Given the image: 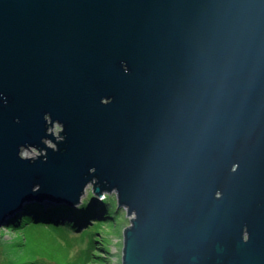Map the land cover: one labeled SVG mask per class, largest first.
<instances>
[{
  "label": "water",
  "instance_id": "water-1",
  "mask_svg": "<svg viewBox=\"0 0 264 264\" xmlns=\"http://www.w3.org/2000/svg\"><path fill=\"white\" fill-rule=\"evenodd\" d=\"M88 184L121 264H264V0H0V225Z\"/></svg>",
  "mask_w": 264,
  "mask_h": 264
},
{
  "label": "rangeland",
  "instance_id": "rangeland-1",
  "mask_svg": "<svg viewBox=\"0 0 264 264\" xmlns=\"http://www.w3.org/2000/svg\"><path fill=\"white\" fill-rule=\"evenodd\" d=\"M112 192L108 193V198L113 199ZM90 193L84 191L81 204L83 202L99 204L101 199L92 197ZM113 200H116V195ZM33 203L35 202L25 203L19 211L9 216L1 224L5 227L11 226L13 232L19 228L21 236L19 239L13 240L0 235V264H12L16 260V255L11 254L12 250H16L20 255H25L26 249L28 251L25 264H33L31 261L33 255H37V258H47L50 264H121L123 230L130 224L132 215H128L123 206H118L117 200L115 202L116 210L112 213V217H103L104 220L98 214L88 217V226L93 230V233L86 234L82 233L86 227L78 231L65 226L54 228L48 225L51 221L45 223L39 219L19 221V225H14L15 218L26 213L23 210L25 205ZM38 223L42 226L33 225ZM91 237H96L99 241L91 243ZM30 242L31 247H29Z\"/></svg>",
  "mask_w": 264,
  "mask_h": 264
},
{
  "label": "trees",
  "instance_id": "trees-1",
  "mask_svg": "<svg viewBox=\"0 0 264 264\" xmlns=\"http://www.w3.org/2000/svg\"><path fill=\"white\" fill-rule=\"evenodd\" d=\"M115 202L116 200L107 198L105 200H99V204H93L92 202H83L81 205L76 207H68L65 205H47L48 207H46L45 205L43 206V204L40 203L27 204L23 208L26 213L20 215L19 217L17 216L15 218L16 220H14L16 222L14 225H19V221L26 222L29 220L33 221L34 219H39L41 221H44L45 223L51 221L48 224L49 227L56 228V226H65L74 231H78L79 229L86 227L82 230V233H93V230H91L88 226V217H90L91 215L96 216L97 214L101 215L102 219L103 217H112V213L116 210ZM33 225L42 226V224L39 223ZM91 241V243H96L99 240L96 237H91ZM31 261L33 262V264H50L47 258H37V255H33Z\"/></svg>",
  "mask_w": 264,
  "mask_h": 264
},
{
  "label": "clouds",
  "instance_id": "clouds-1",
  "mask_svg": "<svg viewBox=\"0 0 264 264\" xmlns=\"http://www.w3.org/2000/svg\"><path fill=\"white\" fill-rule=\"evenodd\" d=\"M7 101L5 100V103ZM102 103H107L108 101L106 99L102 98ZM44 121L48 125L46 127V133L54 136L55 140L48 138V135L42 137V143L46 145V149L50 148L53 151L58 150V143L57 142H63L65 140V136L61 135V133L64 131V125L60 120H53L51 117V114L45 113L43 117ZM46 149H39L36 146L33 145H27V146H21L20 151H19V156L21 159H27V160H32L35 161L38 157H44L45 160H47V152ZM92 190V185L88 184L86 186L85 191L86 192H91ZM115 191L111 193V197L114 199L115 198ZM109 197L108 193H105L103 196L100 197L101 200H105ZM0 235H3L5 237H8L10 239L16 240L19 239L21 236V230L18 228L15 232L12 231V227L8 226L5 227L3 225H0Z\"/></svg>",
  "mask_w": 264,
  "mask_h": 264
},
{
  "label": "snow or ice",
  "instance_id": "snow-or-ice-1",
  "mask_svg": "<svg viewBox=\"0 0 264 264\" xmlns=\"http://www.w3.org/2000/svg\"><path fill=\"white\" fill-rule=\"evenodd\" d=\"M29 247H31V242L29 244ZM27 249L25 250V255H20L16 252V250H12L11 254L16 255V260L12 262V264H24V261L26 259Z\"/></svg>",
  "mask_w": 264,
  "mask_h": 264
},
{
  "label": "bare ground",
  "instance_id": "bare-ground-1",
  "mask_svg": "<svg viewBox=\"0 0 264 264\" xmlns=\"http://www.w3.org/2000/svg\"><path fill=\"white\" fill-rule=\"evenodd\" d=\"M28 203H32V202H28Z\"/></svg>",
  "mask_w": 264,
  "mask_h": 264
}]
</instances>
